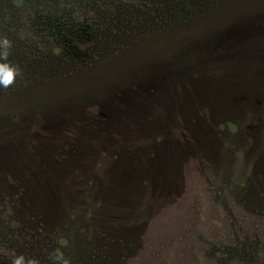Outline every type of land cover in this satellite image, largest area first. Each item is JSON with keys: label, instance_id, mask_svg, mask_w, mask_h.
Segmentation results:
<instances>
[{"label": "rangeland", "instance_id": "374dc122", "mask_svg": "<svg viewBox=\"0 0 264 264\" xmlns=\"http://www.w3.org/2000/svg\"><path fill=\"white\" fill-rule=\"evenodd\" d=\"M44 1L0 21V264H264V0Z\"/></svg>", "mask_w": 264, "mask_h": 264}, {"label": "clouds", "instance_id": "9594fccd", "mask_svg": "<svg viewBox=\"0 0 264 264\" xmlns=\"http://www.w3.org/2000/svg\"><path fill=\"white\" fill-rule=\"evenodd\" d=\"M10 47V41L6 37H0V88H8L21 72L19 66L7 60ZM50 255L54 264H71L70 258L66 257L59 248L54 249ZM11 264H38V261L34 258L26 259L23 254L13 253Z\"/></svg>", "mask_w": 264, "mask_h": 264}, {"label": "trees", "instance_id": "16d2710c", "mask_svg": "<svg viewBox=\"0 0 264 264\" xmlns=\"http://www.w3.org/2000/svg\"><path fill=\"white\" fill-rule=\"evenodd\" d=\"M103 1L104 0H102L101 2H103ZM0 4L3 5L2 6L3 10L0 9V21L6 22L5 25L8 26L7 20L12 21L13 19H15L14 15L16 16V19H18L20 17V15L22 14L24 7L29 6V5H33L35 7L44 6L45 1L44 0H0ZM125 4H127V3H125ZM110 7H113V6L110 5ZM116 8H118L120 11H122L123 10L122 3L116 2ZM120 13H122V12H120ZM30 15H33L34 21L37 20V18H38L37 14L32 13ZM21 23L22 22H20V26H21ZM14 24L16 27L18 26L17 20L14 22ZM4 29H5L4 33L8 31L7 28H4ZM6 38H7V33H6ZM55 50L57 51L59 49L55 48Z\"/></svg>", "mask_w": 264, "mask_h": 264}]
</instances>
